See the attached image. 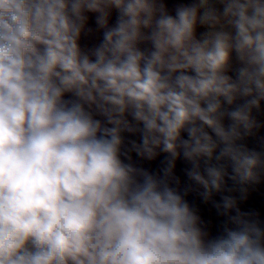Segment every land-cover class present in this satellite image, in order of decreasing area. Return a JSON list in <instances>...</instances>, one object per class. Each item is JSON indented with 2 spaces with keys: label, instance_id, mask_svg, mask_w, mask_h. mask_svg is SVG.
<instances>
[{
  "label": "clouds",
  "instance_id": "1",
  "mask_svg": "<svg viewBox=\"0 0 264 264\" xmlns=\"http://www.w3.org/2000/svg\"><path fill=\"white\" fill-rule=\"evenodd\" d=\"M0 264H264V0H0Z\"/></svg>",
  "mask_w": 264,
  "mask_h": 264
}]
</instances>
